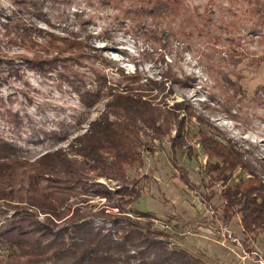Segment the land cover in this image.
I'll list each match as a JSON object with an SVG mask.
<instances>
[{
	"label": "rangeland",
	"instance_id": "obj_1",
	"mask_svg": "<svg viewBox=\"0 0 264 264\" xmlns=\"http://www.w3.org/2000/svg\"><path fill=\"white\" fill-rule=\"evenodd\" d=\"M136 1L0 0V137L29 160L59 147L69 151V144L104 109V100L92 107L80 102L70 81L95 87L96 72L102 68L115 81H124L123 72L142 80L167 79L160 98L169 104L190 102L208 121L200 123L193 117L189 126V143L197 156L177 153L191 185L181 182L172 164L169 137L151 139L143 131L139 148L144 163L129 168L131 177H140L143 195L125 210L134 217L135 209L154 213L158 220L154 225L171 236L168 247L185 249L203 264H264V230L244 231L239 215L229 223L222 220L223 185L204 172L207 155L199 142L201 129H213L224 141L233 140L246 149L264 177V99L251 100L256 88L264 86V63L257 70L250 62L264 56V11L257 9L264 0H180L179 14L139 15L152 32L131 21L134 12L128 7ZM39 27L57 34L58 39L41 35ZM184 27L189 32L184 42L168 35V29L182 31ZM75 35L86 54L72 56L69 49L42 69L26 58L55 55L58 47L69 48L65 38L72 40ZM230 53L240 61L235 64L228 58ZM104 57L108 59L105 66ZM221 71L233 79L236 73L242 75L246 94L235 92ZM177 77L188 85L172 83ZM248 176L239 167L230 184ZM95 181L108 184L113 191L119 187L118 181L103 176ZM15 187L24 189L19 183ZM88 197L87 203L81 202V211L96 212L104 203H113ZM13 212L0 204V222ZM38 216L44 217L42 212ZM89 218L95 225L110 226L103 216Z\"/></svg>",
	"mask_w": 264,
	"mask_h": 264
},
{
	"label": "trees",
	"instance_id": "obj_2",
	"mask_svg": "<svg viewBox=\"0 0 264 264\" xmlns=\"http://www.w3.org/2000/svg\"><path fill=\"white\" fill-rule=\"evenodd\" d=\"M101 1L111 4L115 0ZM180 9V0H137L128 7L134 12L130 19L135 27L150 32L152 28L143 26L140 14H179ZM257 9L264 11V4H258ZM38 31L58 39L57 34L45 28L39 27ZM188 34L185 27L182 31L168 29L169 36L182 42ZM65 40L69 48L60 46L55 55L26 58L42 69L69 49L72 56L87 53L76 35L72 40ZM90 49L100 50L99 47ZM106 58L104 66L108 64ZM228 58L235 64L240 61L233 53ZM250 62L259 70L264 56L254 57ZM2 63L0 54V67ZM221 72L235 92L246 94L240 82L242 75L236 73L233 79L228 72ZM96 73L95 87L70 81L80 102L92 107L104 100V109L69 144V151L59 147L29 160L0 137V204L14 210L0 222V264H203L185 249L168 247L171 236L154 225V213L135 209L134 217L125 208L143 195L140 177L129 175V168L144 163L139 148L141 133L146 132L151 139L169 137L172 164L181 182L190 186L188 171L178 162L177 153H186L190 158L197 156L189 143V126L193 117L200 123L208 121L190 102L176 100L169 104L160 98L167 79L142 80L139 75L123 72L124 81H115L104 68ZM171 80L182 87L188 85L183 78ZM169 90L172 92L171 86ZM263 99L261 85L251 100ZM199 142L207 155L204 172L213 181L221 180L223 185L220 190L224 201L222 220L229 223L239 215L244 231L264 230V177L249 160L247 150L233 140L224 141L213 129H201ZM239 167L245 168L249 176L230 184ZM101 176L118 181L119 187L113 191L108 184L96 182ZM16 183L24 189L16 188ZM90 194L113 203H104L96 212L81 211V202L87 203ZM110 207L117 210L109 211ZM39 212L44 215L42 219ZM91 215L103 216L110 226L95 225L89 218Z\"/></svg>",
	"mask_w": 264,
	"mask_h": 264
},
{
	"label": "built area",
	"instance_id": "obj_3",
	"mask_svg": "<svg viewBox=\"0 0 264 264\" xmlns=\"http://www.w3.org/2000/svg\"><path fill=\"white\" fill-rule=\"evenodd\" d=\"M155 220H157V219H155ZM157 222H158V220H157ZM157 222H156V223H154V224H157Z\"/></svg>",
	"mask_w": 264,
	"mask_h": 264
}]
</instances>
